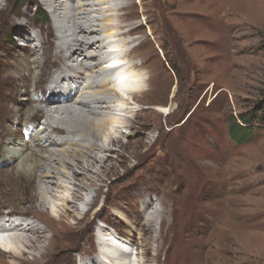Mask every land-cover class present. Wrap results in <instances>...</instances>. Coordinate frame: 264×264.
Wrapping results in <instances>:
<instances>
[{"label":"rangeland","instance_id":"rangeland-1","mask_svg":"<svg viewBox=\"0 0 264 264\" xmlns=\"http://www.w3.org/2000/svg\"><path fill=\"white\" fill-rule=\"evenodd\" d=\"M121 2L118 15L125 30L134 32L115 40L131 41L125 49L135 48L133 59L152 85L139 97L144 104L134 105L139 116L131 117L133 125L122 127L126 134L115 153L96 151L111 157L95 167L100 175L91 173L98 179L91 186V204L82 207L79 197L72 208L76 213L66 221L51 218L38 190L42 168L34 159L22 165L20 158L0 165L2 170L19 166L21 173L15 185L0 181V219L15 215L38 224L39 253L26 258L37 257L41 264H93L100 253L98 227L117 239L131 236L125 249L136 261L142 253L144 264H156L158 241L159 264H264V125L254 127L245 143L235 142L229 130L230 119L251 112L264 97V0ZM53 24L43 0H0V120L11 106L27 108V99L35 98L23 91L15 99L6 78L17 74L11 64L16 55L37 44L35 33L51 31L53 39ZM53 71L49 77L57 75ZM160 104L173 111L160 114ZM36 107L33 103L29 112L36 113ZM12 114L5 126L16 123ZM45 120L41 114L32 133L39 135ZM26 137L22 131L21 144L3 147L19 149ZM36 151L46 153L33 143L24 155ZM77 207L87 215L84 229L75 226L73 232L68 225L79 221ZM48 236L53 249L40 258Z\"/></svg>","mask_w":264,"mask_h":264},{"label":"bare ground","instance_id":"bare-ground-1","mask_svg":"<svg viewBox=\"0 0 264 264\" xmlns=\"http://www.w3.org/2000/svg\"><path fill=\"white\" fill-rule=\"evenodd\" d=\"M43 2L52 10L53 39L51 31L35 33L37 44H31L32 51L17 54V60L11 63L17 76L7 75L6 78L7 84L12 86L10 95L15 99L23 91L26 94L36 93L35 98L27 99L26 104L31 106L35 103L37 110L31 114L29 106L26 108L25 104L11 106L7 115L0 120V127H4L0 132V165L20 158L22 165L28 160H36L37 167L42 168L38 180L41 200L48 208V215L63 222L75 212L72 208L79 197L82 207L91 204V186L98 180L91 173L100 175L101 168L95 167H103L111 157V154L99 156L96 151L115 153V145L126 134L122 127L129 128L133 125L131 117L139 116V113H135L134 105L144 104L139 97L151 90L152 78L145 72H139V64L133 59L135 48L125 49L131 41L115 40L120 36H131L134 32V29L125 30L124 17L118 15L124 9L121 0ZM38 48V51H42L41 55L36 52ZM112 64L115 67H111ZM55 68L54 74L57 75L49 77ZM156 110L160 114L173 111L161 104L156 106ZM12 112L11 117L15 118L16 123L13 119L5 126L4 120ZM41 114L46 120L40 123L39 136L32 133V127ZM144 118L143 124L147 126L149 116ZM22 131L27 132V143L23 147L12 150H9V145L8 149L3 147L4 143L12 146L21 144L19 136ZM97 140H106L107 143L102 146ZM30 142L46 149V153L41 155L44 151H36L24 155V151L32 145ZM20 175L19 166L13 165L6 170L0 168V181L5 185H15ZM28 179L31 180L30 175ZM80 190L85 193L83 197L78 195ZM150 204L146 202V206ZM76 211L79 221L75 225H68L73 232H77L75 226L82 225L87 215L79 207ZM95 214L98 217L100 212ZM9 217L0 219V264H41L37 257L26 258L27 254L34 256V252L39 253L36 248L40 241L38 224L29 218ZM96 219H89L84 226L95 223ZM97 229L100 253L93 264H144L141 262V252L140 261H136L125 249V244L132 242L131 236L119 238L124 241L120 243L116 233L105 231L102 227ZM48 238L50 243L40 253V258L53 249V237ZM160 238L164 239L165 235L161 233ZM146 251L149 252L147 247ZM156 251V264H159L158 258L162 252L160 241ZM83 264L91 263L86 261Z\"/></svg>","mask_w":264,"mask_h":264},{"label":"trees","instance_id":"trees-1","mask_svg":"<svg viewBox=\"0 0 264 264\" xmlns=\"http://www.w3.org/2000/svg\"><path fill=\"white\" fill-rule=\"evenodd\" d=\"M262 49H264V44ZM259 125H264V97L261 103L251 112L240 115V118L234 117L230 119L229 130L231 137L238 143L248 142L255 134L253 128L260 127Z\"/></svg>","mask_w":264,"mask_h":264}]
</instances>
